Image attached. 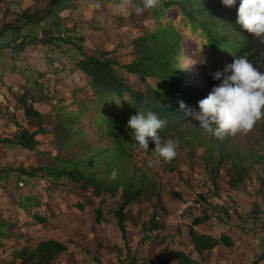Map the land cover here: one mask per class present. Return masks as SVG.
Here are the masks:
<instances>
[{
    "label": "rangeland",
    "instance_id": "obj_1",
    "mask_svg": "<svg viewBox=\"0 0 264 264\" xmlns=\"http://www.w3.org/2000/svg\"><path fill=\"white\" fill-rule=\"evenodd\" d=\"M112 2L0 0V90L10 92L26 78L30 96H34L32 109L41 114L29 118L24 107L15 115L0 111V170L6 171L0 172V264H18L24 248L33 250L46 239L63 241L69 247L54 264H167L174 250H184L203 264H252L264 251V162H255L246 150L264 151V134L259 130L231 138L249 165L245 182L237 189L229 184L228 164L212 173L201 146L187 150L178 145L170 163L151 166L154 143L149 141L147 152L136 153L132 147L134 161L128 167H138L156 179L157 185L128 205L127 238L116 215L121 191L100 195L92 187L63 176L56 180L47 173L48 165H58L57 153L69 157L71 150L86 141L94 147L110 145L98 132L104 129V121L90 78L76 67L82 52H103L104 58L116 59V68L132 88L146 92L145 82L124 66L136 59L138 37L177 18L161 6L143 15L131 9L121 15L109 7ZM96 3L101 9L95 8ZM139 3L132 0L133 6ZM24 12L35 14L36 20L28 21ZM101 14L106 17L103 24L97 19ZM34 37L50 41L33 42ZM184 42V69L210 91L201 69L213 65L214 59L207 56L208 61L200 63L197 45ZM62 109L78 119L80 133L72 136L76 145H62L56 139L54 127ZM192 110L198 111L199 105ZM191 125L199 122L187 115L185 126ZM21 127L43 128L35 149L2 141L14 138ZM190 200L202 201V207L172 222L170 216ZM154 213L162 215L161 220L157 218L159 229L151 224ZM198 218L202 222L195 226ZM193 226L218 238L227 234L233 243L200 254L191 237Z\"/></svg>",
    "mask_w": 264,
    "mask_h": 264
},
{
    "label": "trees",
    "instance_id": "obj_2",
    "mask_svg": "<svg viewBox=\"0 0 264 264\" xmlns=\"http://www.w3.org/2000/svg\"><path fill=\"white\" fill-rule=\"evenodd\" d=\"M239 4L240 0H236L233 7L224 6L222 0H162L163 10H172L177 18L172 19L169 25L161 24L155 32H146L138 37L135 40L136 59L124 66L145 82L146 92L133 89L128 79L116 68L119 62L116 59L104 58L106 55L103 52L101 54L82 52V58L76 64L77 69L90 78L104 121V129H99L98 132L106 137L110 145L94 147L86 141L79 149L71 150L72 155L69 157L57 153L55 160L58 165H48L47 173L56 180L63 176L82 184L85 188L92 187L100 195L109 191L113 195H118L121 191L122 198L116 215L126 238L128 205L141 199L146 191L155 189L157 185L156 179L141 173L138 167H128V162L134 161L131 148L136 143L133 140V130L128 127V120L138 112L145 115L153 112L166 121L165 126L159 130L162 138H173L179 142L180 147L187 150L199 146L204 148L203 159L207 166H211L212 173L219 171L226 162L232 174L229 181L231 188L237 189L245 182L249 165L245 163V154L241 149L231 144L233 135L217 139L199 125L185 126L188 110L199 105L198 102L206 98L213 87L220 83L214 80L210 73L223 71L235 57L245 53H248L250 62L264 72V44L236 23ZM23 15L28 21H35L37 18L35 14L24 12ZM32 40L48 43L50 38L42 41L34 37ZM185 40L190 43L193 41L197 45L200 63L208 61L207 56L215 61L209 68L205 67L204 71L201 69L202 80H207L210 91L198 80L190 77L183 67L182 49L186 48ZM27 97H30L29 91L21 98V102L25 103ZM180 102L186 105L185 109H181ZM32 107H26L27 117L40 118L41 114ZM77 120L75 115L64 109L59 112L54 127L59 143L76 145L72 136L80 133ZM253 129L264 134V120L258 122ZM42 132L43 128L32 131L28 127H21L14 138L2 141L33 150L37 147V137ZM246 155L251 156L255 162H264V151L251 148L246 150ZM114 170L117 176L112 179L111 173ZM0 172L6 173L5 170ZM220 210L228 213L223 207ZM157 218V214L154 213L151 224L152 227L159 229L161 225L158 224ZM201 222L202 219L198 218L195 226ZM195 226L190 233L200 254L219 245L233 243L227 234L218 238L200 233ZM68 249V245L63 241L46 239L33 250L24 248L20 252L21 260L18 264H54ZM170 255L167 264L175 259L178 260V264H203L201 259L184 250H174ZM262 260L264 251L252 264H260Z\"/></svg>",
    "mask_w": 264,
    "mask_h": 264
},
{
    "label": "clouds",
    "instance_id": "obj_3",
    "mask_svg": "<svg viewBox=\"0 0 264 264\" xmlns=\"http://www.w3.org/2000/svg\"><path fill=\"white\" fill-rule=\"evenodd\" d=\"M162 0H140L133 6L132 0H113L109 5L121 15L129 14L130 9L137 15L151 12L161 6ZM226 7L236 5V0H222ZM95 8L101 9L102 5L96 3ZM103 24L106 17L97 16ZM236 23L249 34H252L261 44H264V0H240L237 11ZM214 80L220 83L213 87L208 96L199 103V110H188L187 114L199 122V127L217 139H224L229 135L251 131L254 126L264 120V72H261L248 59V53L235 57L234 61L227 64L223 71L210 73ZM181 103V109L186 105ZM166 124L155 113L147 115L138 112L128 120V127L133 130V140L136 142V153L147 152L149 141L154 143L152 150L153 163H170L177 156L179 142L173 138L162 139L159 135ZM117 176L114 170L111 178Z\"/></svg>",
    "mask_w": 264,
    "mask_h": 264
},
{
    "label": "built area",
    "instance_id": "obj_4",
    "mask_svg": "<svg viewBox=\"0 0 264 264\" xmlns=\"http://www.w3.org/2000/svg\"><path fill=\"white\" fill-rule=\"evenodd\" d=\"M28 87L29 83L27 79L23 78L18 86L11 87L10 92L0 90V111L8 115H15L22 107L30 108L33 106L34 99L32 96L27 97L25 103L21 102V98L25 97L28 93ZM194 207H202V201L190 200L188 202H184L183 206L178 209L177 214L170 216V220L175 222L177 217H183L187 211L192 212L191 210ZM158 219H162L161 214L158 215ZM170 264H176V260H172Z\"/></svg>",
    "mask_w": 264,
    "mask_h": 264
}]
</instances>
